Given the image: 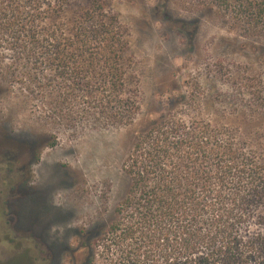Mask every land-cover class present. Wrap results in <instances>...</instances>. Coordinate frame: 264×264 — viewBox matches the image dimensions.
I'll return each instance as SVG.
<instances>
[{"label":"trees","instance_id":"16d2710c","mask_svg":"<svg viewBox=\"0 0 264 264\" xmlns=\"http://www.w3.org/2000/svg\"><path fill=\"white\" fill-rule=\"evenodd\" d=\"M191 2L264 37V0ZM129 42L112 0H0L2 90L68 129L135 125ZM176 90L122 161L129 184L104 232L111 264H264V129L203 115L200 98Z\"/></svg>","mask_w":264,"mask_h":264},{"label":"rangeland","instance_id":"374dc122","mask_svg":"<svg viewBox=\"0 0 264 264\" xmlns=\"http://www.w3.org/2000/svg\"><path fill=\"white\" fill-rule=\"evenodd\" d=\"M112 11L129 30L135 125H53L0 81V264H111L104 232L129 184L122 161L176 89L200 98L203 115H247L256 121L244 129H264V37L191 0H112Z\"/></svg>","mask_w":264,"mask_h":264}]
</instances>
